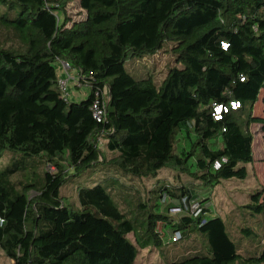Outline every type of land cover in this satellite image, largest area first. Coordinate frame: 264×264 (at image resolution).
<instances>
[{"label":"trees","instance_id":"16d2710c","mask_svg":"<svg viewBox=\"0 0 264 264\" xmlns=\"http://www.w3.org/2000/svg\"><path fill=\"white\" fill-rule=\"evenodd\" d=\"M78 1L80 19L53 0H0V161L10 153L0 168V249L14 264H141L147 248L162 253L163 264H264V225L260 233L241 229L257 237L244 252L206 202L193 214L192 187L158 178L165 168L187 173L192 159L193 179L204 185L249 177L252 126L264 129V0ZM168 42L182 66L161 86L126 70L128 58ZM59 59L80 70L87 98L62 97ZM104 91L108 119L98 122L91 107ZM235 101L240 108H230ZM216 105L229 107L221 118ZM180 132L192 140L184 158L176 152ZM101 169L67 204L61 189L71 176ZM146 179H156L153 188ZM249 198L264 223V190ZM175 207L186 211L174 217ZM165 230L179 237L168 254Z\"/></svg>","mask_w":264,"mask_h":264},{"label":"rangeland","instance_id":"374dc122","mask_svg":"<svg viewBox=\"0 0 264 264\" xmlns=\"http://www.w3.org/2000/svg\"><path fill=\"white\" fill-rule=\"evenodd\" d=\"M53 3L57 5H64L66 15L72 19H80L85 16L84 10L79 6L78 0H53ZM60 22L63 21V15L59 14ZM3 32L0 31V38ZM173 45L171 42L165 43L164 46L158 50L156 53L144 54L141 57H130L125 62L126 70L137 78H148L151 77L157 86H161L163 80L167 76L170 68L181 67L182 64L178 62L177 56L174 54ZM57 72L59 73L58 66L56 65ZM90 93V87L88 85L75 86L72 92V99L76 98L77 101H81ZM76 96V97H75ZM263 106L258 102L255 106V114L262 115ZM252 130L254 132V143L253 148L255 152V163L249 167V177L245 180H233L229 182H222L213 186L204 185L199 180L193 179L197 171L195 166V159L189 161V169L187 173L182 172L180 169L165 168L160 172L158 178L167 185L172 187L190 186L197 194V199L191 202L190 209L196 213L202 206L210 210L209 216H220L229 225L230 233L232 234L234 240L243 246L244 252L253 251L250 247V243L255 241L257 237L246 238L249 235L241 232L242 228L251 227L256 232H261V227L264 225L263 217L257 212H254L249 206L251 200L249 195L253 192V189L259 188L264 190V129L259 125H253ZM194 138V135H191ZM192 140L190 137H185L184 134L180 132L177 136V154L184 158L183 153H188L192 147ZM218 143L216 147L221 146L220 138L217 139ZM107 139L104 137L97 138V145L102 151L106 150ZM10 153L5 152L0 161V168L7 163ZM67 166V164H65ZM100 168V166H98ZM55 171L54 168H50ZM180 170V171H179ZM72 171H70L71 173ZM106 173L104 169L96 171L94 175H90L88 171L81 176H71L70 181H68L64 187L61 189L62 194L67 196V204L76 203L77 191L76 188L79 185L89 184L90 181L85 182V178L92 179V181H99L100 178ZM156 179H146L144 181L146 189H151L154 186ZM35 193L31 192L30 196H34ZM65 196V197H66ZM164 202H171L178 205V199L174 198L172 200H166ZM173 209V208H172ZM170 209V215L177 217L178 215L172 212ZM179 238L174 235L172 231L165 230L164 238L167 245L166 254L171 253L173 249L171 243ZM169 251V252H168ZM165 254V252H164ZM137 261L141 264H163L164 258L162 253L154 250L153 248H147L141 252L138 256ZM0 264H14V261L7 258L4 252L0 249ZM236 264H246L242 261Z\"/></svg>","mask_w":264,"mask_h":264},{"label":"built area","instance_id":"2783aa9c","mask_svg":"<svg viewBox=\"0 0 264 264\" xmlns=\"http://www.w3.org/2000/svg\"><path fill=\"white\" fill-rule=\"evenodd\" d=\"M59 69L58 87L61 92L62 97L66 101L72 100V92L75 86L80 85V70L73 68L71 64L65 60L59 59L56 62ZM108 103H109V93L104 91L102 93H96L95 99L92 103V114L93 117L98 121L102 122L108 119ZM241 105L239 102H230V108L238 109ZM228 110L229 107L226 105H216L214 106V114L216 118H221L222 109ZM226 159L217 160L214 162V169H219L222 163H225ZM175 214H181L186 211L185 207H175L171 210ZM5 217L0 212V226L5 224Z\"/></svg>","mask_w":264,"mask_h":264},{"label":"crops","instance_id":"0c3cea01","mask_svg":"<svg viewBox=\"0 0 264 264\" xmlns=\"http://www.w3.org/2000/svg\"><path fill=\"white\" fill-rule=\"evenodd\" d=\"M76 97V96H75ZM72 100H75V101H77V99L76 98H73Z\"/></svg>","mask_w":264,"mask_h":264},{"label":"clouds","instance_id":"9594fccd","mask_svg":"<svg viewBox=\"0 0 264 264\" xmlns=\"http://www.w3.org/2000/svg\"><path fill=\"white\" fill-rule=\"evenodd\" d=\"M222 114H223V112H222Z\"/></svg>","mask_w":264,"mask_h":264}]
</instances>
